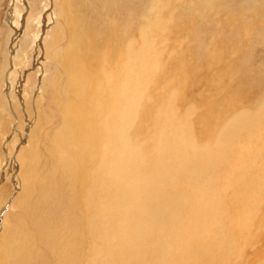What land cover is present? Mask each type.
I'll return each mask as SVG.
<instances>
[{
    "label": "rangeland",
    "instance_id": "374dc122",
    "mask_svg": "<svg viewBox=\"0 0 264 264\" xmlns=\"http://www.w3.org/2000/svg\"><path fill=\"white\" fill-rule=\"evenodd\" d=\"M128 28L139 32L142 44L138 49H146L145 39L150 29L157 30L159 46L165 48V63L166 66L169 64V69L163 72L165 69L160 71L156 65L146 66L137 100L139 109L144 104L151 109L156 107L153 119L143 121V128L147 127V132L152 135L154 155L163 156V165L170 171L171 167L175 170V174H171L174 179L168 178L167 182L165 178L164 183L165 188L177 192L179 198L188 195L187 192L197 198L199 183L203 181L199 173H208L209 168L201 166L199 147L186 132L188 122L194 118L199 125L200 112L206 107L210 109V116L217 118L230 99L239 97L241 103H246L245 97L251 102V115H257L264 107V0H0V238L5 225L7 228L8 223L18 222L20 232L33 238L35 252L42 257L36 255V264H57L52 260H60L49 249L42 250L34 235L41 230L30 221L31 211L24 210L26 204L31 208L41 206L43 212L54 216L55 236L75 245L73 264H119L125 257L123 250L114 244L105 247L104 251L95 247L98 245L96 232L90 231L95 207L90 197L94 193L96 198H102L99 196L101 187L92 184L94 181L84 184L85 187L78 181L80 188L74 187L73 181L68 179L69 172L60 166L57 151L62 150L63 155L67 150L56 141L55 133L63 121V114L53 96L59 93L58 75L67 73L62 64L65 63L62 61L65 50L69 56L78 51L70 54L68 48L76 39L74 30L84 36L92 29L102 37L113 35L115 31L119 35ZM104 38L93 36L95 46ZM131 39L125 40L129 43ZM159 73L162 74L160 86H175L172 83L180 76L183 85H180L181 80L176 82L185 87V101L179 103L180 109L183 108L180 111L182 117L177 121L179 139L175 142L172 140L171 113L178 105L173 97L169 96L165 104L147 100L150 80ZM51 77L57 79L55 90L50 89ZM68 90L58 94L62 98L66 96L64 105L68 104L69 95L68 100L72 99ZM240 111L239 108L236 110L237 113ZM170 133L173 134L167 137ZM21 152L25 162L14 168L13 158ZM185 154L188 156L183 160ZM142 156L144 158L143 153ZM186 162L187 166H183ZM120 170L126 174L123 167ZM150 173L155 176L154 172ZM150 173L147 175L151 177ZM26 174L35 175L29 193L19 180V176L24 179ZM181 176L190 177L196 184L185 182L188 186H183ZM107 190L108 187V193ZM24 192L28 196L25 199ZM124 200V197L117 198L115 205L119 208L114 214L109 213L106 232L129 218L131 207ZM175 204L180 206L177 199ZM183 209L187 213L189 207ZM197 221L200 222L199 219L182 221L175 227L179 235L170 230L163 232L165 225L161 227V241L155 245L158 264H264V232L255 247H250L239 258L237 255L224 258L222 255L228 251L224 248L227 246L219 249L207 246L204 237L212 233L200 235ZM96 251L99 252L97 256Z\"/></svg>",
    "mask_w": 264,
    "mask_h": 264
},
{
    "label": "bare ground",
    "instance_id": "6f19581e",
    "mask_svg": "<svg viewBox=\"0 0 264 264\" xmlns=\"http://www.w3.org/2000/svg\"><path fill=\"white\" fill-rule=\"evenodd\" d=\"M87 32L89 33L81 36L82 33L74 30L72 33L76 39L72 40L73 43H70L68 48L70 54L77 49V54L69 56L65 50V55L62 56V61L65 62L62 64L67 73L64 72L61 77L58 75L57 91L64 93L69 88L72 99L68 100L69 95L68 104L64 105L66 96L65 100L58 96L59 93L53 97L63 114V121L55 133L56 141L67 150V154L64 152L67 156H64V153L61 155L62 150L54 152L59 153L58 162L69 172L70 176H66L69 177V181H73L74 187L78 186V181L83 182L81 185H88L94 181L92 184L101 187L99 196L102 198H96L94 193H91L90 197L95 207L94 224L90 230L96 232L98 245L96 243L95 247L104 251L105 247H111L112 244L118 246L125 253L119 264H158L160 262L155 253V245L161 241V227L165 225L166 230L163 232L170 230L179 235L178 229L175 228L177 225L179 226L182 221L196 222V219H199L201 223L197 221L199 223L197 226L200 235L203 232L212 233L204 237L207 246L216 249L227 246L224 247L228 250L222 255L224 258L234 255L239 258L248 252L250 247L258 243L264 232V107L257 115H251L252 108L249 106L251 102L245 97L246 103H241L242 98L239 97L230 99L227 106L222 107L217 118L210 116V109L206 107L200 112L202 119L199 125L194 118L188 122L186 132L192 142L199 147L201 166L209 168L208 173L202 171L199 173L203 181L199 183L198 197H192L194 194L190 196L187 192L188 195L179 198L180 195L171 188L169 191L164 183L165 178L166 181L168 178L174 179L172 175L175 174V170L171 167L170 171L169 167L163 165V156L154 155L152 135L147 132V127L143 128V121L153 119L156 107L151 106V109L144 104L139 109L137 100L146 66L156 65L159 70L161 68L160 71L165 69L163 72L169 69V64L166 66L165 63V48L160 47L158 43L157 30H148L145 50L138 49L142 40L135 29L128 28L119 35L115 31L111 37L102 36L105 40L97 41V47L93 36L102 38L100 33L92 29ZM135 35L139 38L138 41ZM129 38L132 39L128 43L125 39ZM160 75L162 76L159 73L151 78L147 100L153 102L157 100V103L163 101L165 104L169 96L173 97L178 105L176 111L171 113L173 117L171 130L174 133L172 140L175 142L179 139L176 133L177 121L182 117L180 111L183 109H180L179 103L183 104L185 87L178 86L180 82H182L180 85H183L180 76L177 79L181 80L180 82L176 80L172 83L175 86L170 84L160 86ZM56 83L55 77L49 78L50 89L54 88ZM159 88H162L160 92ZM49 94L52 92L49 91ZM153 94L156 96L153 97ZM238 108L241 109L240 113L236 112ZM183 138L187 140L186 136ZM138 146H142L141 149L137 150ZM22 155L24 154L21 152L18 157L13 158L14 168L16 165L20 167V162H25ZM187 156L188 154L183 155V160ZM187 164L186 162L183 166ZM122 167L126 174L120 170ZM150 172H154L155 176ZM148 173L151 177L147 175ZM169 174H172L171 177H168ZM33 177L26 174L22 179L19 176L20 185H24L28 193L31 191L30 186H33ZM181 181H184L183 186L185 182L193 184L190 177L181 176ZM195 184L196 181L193 185ZM106 187L109 189L108 193ZM95 191L94 188L93 192ZM85 194L88 195L87 192ZM23 197L24 199L28 197L25 192ZM121 197L125 198L124 202L130 204L129 218L106 232L108 215L110 212L113 214L117 212L119 205H115L118 204L116 200ZM176 199L180 206L175 204ZM187 207L189 210L185 213L183 208ZM40 208L42 207L31 208L28 204L24 208L25 211H31L30 221L41 230L34 232L36 240H39L42 250L49 249L53 256L60 260L52 261H57V264H73L75 245L55 236L54 216ZM88 221L90 223V220ZM34 247L33 238L20 232L19 223L10 222L7 228L4 226L0 238V264H36L38 253ZM97 254L99 252L95 255ZM38 256L42 258L40 254Z\"/></svg>",
    "mask_w": 264,
    "mask_h": 264
}]
</instances>
